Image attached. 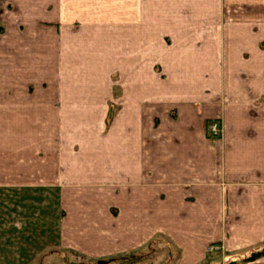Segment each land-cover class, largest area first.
I'll return each mask as SVG.
<instances>
[{
  "label": "rangeland",
  "instance_id": "1",
  "mask_svg": "<svg viewBox=\"0 0 264 264\" xmlns=\"http://www.w3.org/2000/svg\"><path fill=\"white\" fill-rule=\"evenodd\" d=\"M254 3L155 2L150 8L143 2L141 53L123 54L119 29L101 31L99 38H80L88 46L79 53L50 56L51 71L31 72V78L61 81V91L52 85L46 96L55 100L61 92L63 102L57 101V117L31 119L32 149L25 167H17L31 182L0 183V264L87 263L81 254H57L60 198L103 189L98 171L107 160L114 190L120 187V160L150 168L200 144H264V2ZM172 14L180 21L167 20ZM4 121L0 126H7ZM0 138L7 141L6 134ZM250 159L247 168H260L254 155ZM154 236L143 247L145 261L183 264L164 233ZM213 246L206 251H217ZM256 252L261 254L251 250L249 257ZM128 257L116 254L111 261Z\"/></svg>",
  "mask_w": 264,
  "mask_h": 264
},
{
  "label": "crops",
  "instance_id": "2",
  "mask_svg": "<svg viewBox=\"0 0 264 264\" xmlns=\"http://www.w3.org/2000/svg\"><path fill=\"white\" fill-rule=\"evenodd\" d=\"M208 1L0 0V124L6 120L7 125L0 126V134L7 135V141L0 138V150L4 152L0 154V183L31 182L30 176L17 169L25 167L26 151L32 149L31 119L57 117L61 112L57 101L63 102V93L55 100L46 96L53 86L56 94L58 87L61 91V81L52 83L49 77L39 75L31 78V72L51 71L50 56L63 55L65 50L79 53L88 46L84 39L99 38L101 31L119 29L126 48L123 54H132L135 49L141 53L143 2H149L152 8L155 2ZM172 16L167 20L180 21ZM252 16L255 23L256 16ZM199 22L205 23L200 17ZM82 31L89 35L81 37ZM107 37L110 41V34ZM198 147L183 148L185 154L180 159L174 155L162 160L167 161L166 166L153 164L145 168L139 161L120 160L116 181L120 187L114 190L111 161L103 163V170L98 171L103 189L61 196L57 254H81L88 259L85 264H97L99 260L115 264L111 260L116 254L135 257L132 262L119 264H159L156 260L145 261L143 247L161 232L179 251L176 260L183 264H264V144L258 148L247 143L233 144L231 149L227 144ZM198 151L205 153L196 154ZM253 155L260 167L256 171L254 166L247 168ZM6 168L8 174L4 175ZM155 221L161 229L159 224L156 229L151 225ZM145 230L149 233L146 238ZM209 245L217 251L207 252ZM251 250L261 254L250 258Z\"/></svg>",
  "mask_w": 264,
  "mask_h": 264
},
{
  "label": "trees",
  "instance_id": "3",
  "mask_svg": "<svg viewBox=\"0 0 264 264\" xmlns=\"http://www.w3.org/2000/svg\"><path fill=\"white\" fill-rule=\"evenodd\" d=\"M255 255H259L258 252H256L253 255H251L250 258H255ZM134 259H135V257L130 256V257L126 258V259H121L122 260L121 262H123V263H125V262H132V261H134Z\"/></svg>",
  "mask_w": 264,
  "mask_h": 264
},
{
  "label": "built area",
  "instance_id": "4",
  "mask_svg": "<svg viewBox=\"0 0 264 264\" xmlns=\"http://www.w3.org/2000/svg\"><path fill=\"white\" fill-rule=\"evenodd\" d=\"M215 126H216V124H213V125L210 127V128H211V129H210L211 132L215 131Z\"/></svg>",
  "mask_w": 264,
  "mask_h": 264
},
{
  "label": "water",
  "instance_id": "5",
  "mask_svg": "<svg viewBox=\"0 0 264 264\" xmlns=\"http://www.w3.org/2000/svg\"><path fill=\"white\" fill-rule=\"evenodd\" d=\"M104 263H106L105 260H99V261H97V264H104Z\"/></svg>",
  "mask_w": 264,
  "mask_h": 264
}]
</instances>
